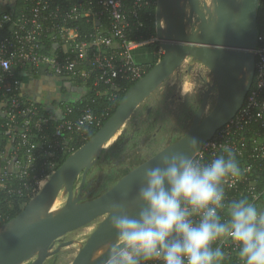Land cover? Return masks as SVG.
<instances>
[{"label": "built area", "instance_id": "built-area-1", "mask_svg": "<svg viewBox=\"0 0 264 264\" xmlns=\"http://www.w3.org/2000/svg\"><path fill=\"white\" fill-rule=\"evenodd\" d=\"M157 4L158 0H24L18 13L14 12L15 3L0 8V94H10L0 106L9 126L15 127L17 119L24 117L22 130L16 133L22 144L28 143L29 125L42 130L50 118L22 93L20 72L31 70L37 76L58 77L72 87L110 94L115 99L122 81L136 82L147 73L143 62L150 55V46L157 48L159 56L163 53L156 29ZM259 9L263 27L258 30L254 49V83L238 113L203 144L192 160L204 167L220 157L227 160L231 154L238 163L240 176L229 173L219 185L224 199L217 213L225 223L230 220L233 202L246 200L258 208L264 198V186H259L264 177V0L259 1ZM152 16L155 29L148 26ZM102 125V119L88 106L76 119H64L56 128L54 143L30 144L22 160L9 158L10 166L0 175V187H5L2 178H9V172L27 177L38 167L40 158V175L25 184L31 199L59 168L62 158L80 148L71 144L74 135L85 139L90 126ZM35 148L40 149L38 155ZM191 218L198 223L200 215ZM211 246L223 253L218 264H244L238 243L227 234Z\"/></svg>", "mask_w": 264, "mask_h": 264}, {"label": "water", "instance_id": "water-1", "mask_svg": "<svg viewBox=\"0 0 264 264\" xmlns=\"http://www.w3.org/2000/svg\"><path fill=\"white\" fill-rule=\"evenodd\" d=\"M181 1L158 0L156 29L163 50L161 58L125 92L96 133L66 158L15 217L0 226V264H23L33 257L29 264H43L61 247L74 243L64 242L53 250L60 237L100 217L103 219L73 264H107L118 243L112 218L123 214L138 218L147 206L140 197L141 189L147 186V170L166 168L165 159L171 161L173 156L182 155L192 161L203 144L242 108L255 78L260 0H186L185 8ZM188 58L193 63L201 62L214 78L203 92L189 130L130 169L108 190L89 197L90 191L84 189L87 173L108 141L136 106L179 71ZM214 88L216 104L204 116ZM81 173L83 181L75 186ZM63 187L67 199L63 206L53 209Z\"/></svg>", "mask_w": 264, "mask_h": 264}, {"label": "clouds", "instance_id": "clouds-1", "mask_svg": "<svg viewBox=\"0 0 264 264\" xmlns=\"http://www.w3.org/2000/svg\"><path fill=\"white\" fill-rule=\"evenodd\" d=\"M165 163L166 168L146 172L147 186L140 197L147 206L138 218L127 214L112 218L118 243L108 264H218L223 253L211 245L225 234L238 243L244 264H264V213L246 200L232 203L226 223L217 213L223 207L222 179L229 173L240 176L231 154L204 167L182 155ZM194 215H200L198 223L191 218Z\"/></svg>", "mask_w": 264, "mask_h": 264}, {"label": "rangeland", "instance_id": "rangeland-1", "mask_svg": "<svg viewBox=\"0 0 264 264\" xmlns=\"http://www.w3.org/2000/svg\"><path fill=\"white\" fill-rule=\"evenodd\" d=\"M182 0L184 6L188 2ZM186 4V5H184ZM188 16V7L186 8ZM193 63L188 58L179 71L171 74L151 95L142 100L131 115L123 122L117 133L108 141V145L114 146L118 151L111 158H105L103 152L98 162L92 167L88 180H93L91 188H94L89 197H96L112 187L121 177L127 168H134L143 161L152 157L168 144L181 138L187 132L192 123L193 117L201 103L203 92L208 89V84L214 83L210 70L201 62ZM188 72L190 74H188ZM187 84L183 89V82ZM192 82L194 86H192ZM182 88V92L180 90ZM214 95L209 98L204 116L209 114L216 104L217 90L213 89ZM123 143H118L120 133ZM47 180L43 184H46ZM79 185L77 180L76 185ZM67 199L66 187H63L54 205L60 208ZM259 212L264 213V201L259 207ZM103 217L91 223L71 231L54 244L53 250L64 242L74 243L61 247L56 253L48 256L43 264H73L81 247L84 246L91 233L97 228ZM36 257H33L23 264H29Z\"/></svg>", "mask_w": 264, "mask_h": 264}, {"label": "trees", "instance_id": "trees-1", "mask_svg": "<svg viewBox=\"0 0 264 264\" xmlns=\"http://www.w3.org/2000/svg\"><path fill=\"white\" fill-rule=\"evenodd\" d=\"M15 9L14 12L18 13L24 6V0H15ZM151 11L154 12L153 9ZM155 19L153 16L149 18L148 26H150L152 29H155ZM84 22V21H83ZM263 27L262 22V11L259 9L258 11V30L260 31ZM150 58H152L151 62H148L149 57L145 58V61L143 63L145 65V68L147 72L153 67V65L161 58L156 51L157 48L154 46H150ZM26 71V70H24ZM36 74V73H35ZM135 82H125L122 81L120 83L121 91L119 94H117V98L112 99L110 97V94L108 95H99L96 94L93 90H89L87 88L82 90L81 95L75 99H71L68 96L69 88L67 87L66 83L61 81L62 87H64V96L65 99L61 100L60 102L55 105V107L51 106L48 107L47 105L43 103L36 102V106L38 111L43 114L46 117H49V121L43 125L42 130H38L33 126V124L29 125L31 131L28 143L22 144L20 142L19 136L16 134L19 131L22 130V122L24 117L20 116L18 120V124L15 127L7 125L8 117L7 115H4L3 109H1L0 106V167L2 168V171H5L8 166V160L11 156H16L18 160H22L24 158V155L26 153V150L30 147V144H36L41 142L44 146H47L49 143H54L55 140H57V136L55 135L56 128L58 125L65 119H76L78 115H80L83 108H86L87 106L90 107L93 111V113L102 119V124H104L108 118L114 113L115 109L117 108V105L122 98V96L125 94V92L134 84ZM63 89V88H62ZM10 94H7L6 96L3 94H0V105L1 100L6 97H9ZM23 99V98H22ZM54 105V104H53ZM99 128L90 126L87 132V138H83L77 134L74 135V139L72 140V143L76 148L81 147L83 144H85L98 130ZM15 133V136H12V134ZM125 132L122 131L120 133V140L119 144L123 143V139L121 138L122 135H124ZM14 137V140H13ZM118 141L115 142V144ZM111 146H105L104 152H105V158H111L118 151L114 145ZM108 145V144H107ZM40 149L35 148L34 152L38 155ZM66 157L62 158L60 161L59 166L66 160ZM43 160L38 158L36 161V167L35 170H32L29 172L27 177L19 178V176L16 175V173L9 172V178L3 177V182L5 183V187H0V226L4 223L11 220L13 217H15L26 205V203L30 200V197L28 195V190L25 186V184L29 181V179H32L34 175H40V165L42 164ZM10 168V167H9ZM130 168L125 169L124 174H126ZM259 186H264V177L261 178ZM264 201V198H263ZM262 201V202H263ZM259 211V207L257 208Z\"/></svg>", "mask_w": 264, "mask_h": 264}, {"label": "crops", "instance_id": "crops-1", "mask_svg": "<svg viewBox=\"0 0 264 264\" xmlns=\"http://www.w3.org/2000/svg\"><path fill=\"white\" fill-rule=\"evenodd\" d=\"M10 4L16 3L15 0H0V8L6 9ZM148 62H151L152 58L148 56ZM188 74H190L188 72ZM21 76V90L22 93L29 97L31 100L39 103H43L48 107H55V105L61 100L65 99V96H68L71 99L78 98L82 93V88L72 87L69 84H66L69 88L68 95L64 93V87L61 85V80L58 77H47V76H37L35 72L31 70H26L20 72ZM187 83L184 81L182 83L183 89ZM194 86V83L191 84ZM63 88V89H62ZM182 92V88L180 86ZM65 95V96H64ZM57 101V103H55ZM54 104V105H53ZM56 108V107H55ZM2 168L0 167V175Z\"/></svg>", "mask_w": 264, "mask_h": 264}, {"label": "flooded vegetation", "instance_id": "flooded-vegetation-1", "mask_svg": "<svg viewBox=\"0 0 264 264\" xmlns=\"http://www.w3.org/2000/svg\"><path fill=\"white\" fill-rule=\"evenodd\" d=\"M103 152H104V151H103ZM97 162H98V161H97ZM91 169H92V168H91ZM91 169H90L89 172L87 173L86 180H85V184H84V189H86V192L90 191V193H91V192L93 191V189H94V188H91V185L93 184V180H92V181H91V179L88 180V175L90 174ZM77 180L79 181V185H80L81 182L83 181V173L79 174ZM79 185H78V186H79ZM57 243L60 244V241L57 240Z\"/></svg>", "mask_w": 264, "mask_h": 264}, {"label": "bare ground", "instance_id": "bare-ground-1", "mask_svg": "<svg viewBox=\"0 0 264 264\" xmlns=\"http://www.w3.org/2000/svg\"><path fill=\"white\" fill-rule=\"evenodd\" d=\"M45 183V181L43 182V184ZM56 207H55V205L53 206V209H55Z\"/></svg>", "mask_w": 264, "mask_h": 264}]
</instances>
